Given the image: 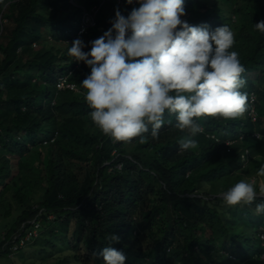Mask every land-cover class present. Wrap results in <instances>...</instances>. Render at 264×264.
I'll use <instances>...</instances> for the list:
<instances>
[{"label":"trees","instance_id":"1","mask_svg":"<svg viewBox=\"0 0 264 264\" xmlns=\"http://www.w3.org/2000/svg\"><path fill=\"white\" fill-rule=\"evenodd\" d=\"M117 6L127 15L136 5L0 4V155L18 159L13 174L6 156L0 163V258L37 222L31 239L48 231L45 243L70 246L78 264H103L95 253L109 246L112 232L121 236L112 246L124 250L126 264H264V215L254 211L261 198L228 206L219 196L258 177L264 162V33L253 25L264 19V0H185L182 18L190 24L233 30L231 50L245 67L241 91L248 98L233 120L197 118L205 131L188 150L177 143L188 129L166 124L144 143L114 141L88 116L80 82L90 69L67 48L75 38L87 43L102 35ZM94 12L95 24H86ZM37 149L33 167L25 157Z\"/></svg>","mask_w":264,"mask_h":264},{"label":"clouds","instance_id":"2","mask_svg":"<svg viewBox=\"0 0 264 264\" xmlns=\"http://www.w3.org/2000/svg\"><path fill=\"white\" fill-rule=\"evenodd\" d=\"M124 3L136 6L127 15L115 7L111 26L102 35L87 43L75 38L67 48L73 60L90 69L80 85L91 109L88 116L103 134L114 141L139 138L144 143L149 135L158 138L162 126L170 124L188 129L190 135L177 142L188 150L197 146L192 137L205 131L197 118L233 120L245 113V67L231 50L235 39L229 25L190 24L182 18L185 0ZM253 25L264 33V19ZM239 159L246 161L247 153ZM257 175L264 177V162ZM255 184V179H241L219 196L228 206L251 205L259 197L254 211L264 215V184L258 191ZM106 238L109 246L95 254L103 264H126L124 250L112 246L121 236L112 232Z\"/></svg>","mask_w":264,"mask_h":264},{"label":"rangeland","instance_id":"3","mask_svg":"<svg viewBox=\"0 0 264 264\" xmlns=\"http://www.w3.org/2000/svg\"><path fill=\"white\" fill-rule=\"evenodd\" d=\"M113 4H117V0H111ZM121 10H124V6L121 7ZM242 116V115H241ZM38 154V149L31 153L29 156L25 157V160L29 162L33 167H35L36 157ZM6 156L10 160V167L12 169V174L16 172L17 167V158L12 157L11 155H7L3 150L1 151L0 155V163L2 157ZM47 155L46 153L42 156V162H47ZM256 180V184L254 185L255 189L258 191L261 184H264V180L261 177H250L248 180ZM30 197V194H28ZM46 226L44 227V229ZM43 235V237H42ZM39 236L41 238L37 241L33 239L26 240L25 243L22 245H18L17 250H13L12 247V254L8 258L2 257L0 258V264H52L53 262L57 261L58 264H78L75 263L71 254L73 253V249L70 246L63 245L60 243L58 249H53L50 245L45 243L46 239L49 237L48 231L44 230L43 234L42 231L39 232ZM2 237V236H1ZM35 239V238H34ZM33 240V241H32ZM60 242L59 240H57ZM22 246V247H21ZM73 246V245H71ZM82 247L78 246V251H80ZM89 264H92L91 261Z\"/></svg>","mask_w":264,"mask_h":264},{"label":"built area","instance_id":"4","mask_svg":"<svg viewBox=\"0 0 264 264\" xmlns=\"http://www.w3.org/2000/svg\"><path fill=\"white\" fill-rule=\"evenodd\" d=\"M117 1H118V3H120V0H117ZM95 14H96V12H94L93 14H86L85 23L88 25H94L95 24V21H94ZM61 84L63 85V82L60 83V85ZM117 167H120V165H117ZM38 228H39V223H37V222L34 223L32 228L26 230L25 237L20 240L19 244L22 245L23 243H25L26 240L37 237L38 236ZM19 244L14 245L13 250H17L18 249L17 246Z\"/></svg>","mask_w":264,"mask_h":264}]
</instances>
